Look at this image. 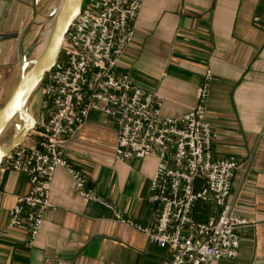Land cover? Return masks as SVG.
<instances>
[{
	"label": "crops",
	"instance_id": "1",
	"mask_svg": "<svg viewBox=\"0 0 264 264\" xmlns=\"http://www.w3.org/2000/svg\"><path fill=\"white\" fill-rule=\"evenodd\" d=\"M51 1L0 0V108L17 86L23 56L36 39V20ZM119 72L157 95L162 115L172 118L195 108L198 89L211 72L212 151L216 159L237 162L228 203L253 223L238 232V257L212 264H264V0H145ZM117 136L114 120L91 113L61 150L89 188L124 218L152 226L157 208L149 196L157 161L118 160ZM28 192L27 177L2 165L0 264H167L170 259L165 247L80 198L64 168L54 174L52 207L29 247L26 230L8 226L9 211ZM220 211L213 203H199L193 216L205 222Z\"/></svg>",
	"mask_w": 264,
	"mask_h": 264
},
{
	"label": "built area",
	"instance_id": "2",
	"mask_svg": "<svg viewBox=\"0 0 264 264\" xmlns=\"http://www.w3.org/2000/svg\"><path fill=\"white\" fill-rule=\"evenodd\" d=\"M144 1L84 0L60 57L42 84V111L36 126L25 144L3 162L8 170L27 177L29 184V192L18 197L9 211L8 226L24 228L27 246L35 245L52 207L54 174L64 168L80 198L110 210L117 222L165 247L170 257L167 264L234 260L240 247L238 232L253 223L236 215L228 203L237 162L216 159L212 151L216 135L207 121L211 72L198 89L195 108L173 118L162 115L157 95L119 72L134 42ZM91 113L115 121L118 160L157 161L149 196L157 208L152 226L124 218L65 160L62 143L85 127ZM199 203H213L220 215L197 221L193 212Z\"/></svg>",
	"mask_w": 264,
	"mask_h": 264
},
{
	"label": "water",
	"instance_id": "3",
	"mask_svg": "<svg viewBox=\"0 0 264 264\" xmlns=\"http://www.w3.org/2000/svg\"><path fill=\"white\" fill-rule=\"evenodd\" d=\"M84 0H61L50 15L52 28L43 53L36 60L30 59L37 40L25 52L17 86L9 100L0 108V174L3 162L19 147L25 144L36 126V120L29 113V104L44 79L55 67L62 45L74 21L81 13ZM3 38H0V40ZM13 130L7 145L1 139L8 129Z\"/></svg>",
	"mask_w": 264,
	"mask_h": 264
},
{
	"label": "rangeland",
	"instance_id": "4",
	"mask_svg": "<svg viewBox=\"0 0 264 264\" xmlns=\"http://www.w3.org/2000/svg\"><path fill=\"white\" fill-rule=\"evenodd\" d=\"M60 3H61V0H52L48 4L47 9L43 13L42 17H40L36 20L35 34H37V35H36L35 40H37V43H36L34 51L32 52V54L30 56V59L36 60L40 56L39 51L43 47L45 37L47 34L46 32H48L49 27L52 25V21L50 20L49 17L51 15V13L53 12V10L60 5ZM41 89H42V86L39 88V90H37V92L33 96L32 100L29 104V108H28L30 115L35 120L39 117V115L42 111L43 98L41 95ZM12 135H13V130L10 128L3 135L2 139H1V143L3 145H7L9 143V141L11 140Z\"/></svg>",
	"mask_w": 264,
	"mask_h": 264
},
{
	"label": "bare ground",
	"instance_id": "5",
	"mask_svg": "<svg viewBox=\"0 0 264 264\" xmlns=\"http://www.w3.org/2000/svg\"><path fill=\"white\" fill-rule=\"evenodd\" d=\"M48 26H49V25H48ZM51 28H52V25L49 27L48 32H46L47 34H46V37H45V41H44L43 47H42V48L40 49V51H39V55H41V54L43 53V51H44L45 45H46V43H47V40H48V37H49L50 31H51Z\"/></svg>",
	"mask_w": 264,
	"mask_h": 264
}]
</instances>
